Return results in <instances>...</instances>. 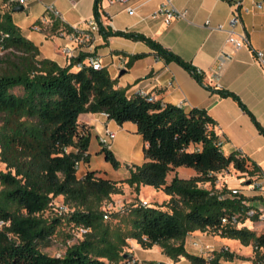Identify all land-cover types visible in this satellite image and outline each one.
Returning <instances> with one entry per match:
<instances>
[{
  "label": "trees",
  "instance_id": "1",
  "mask_svg": "<svg viewBox=\"0 0 264 264\" xmlns=\"http://www.w3.org/2000/svg\"><path fill=\"white\" fill-rule=\"evenodd\" d=\"M98 1L94 3L96 16ZM7 6L0 9V161L5 164L0 169V264H117L129 259L121 251L129 237L142 248L157 245L173 260L184 257L190 264H235L237 254L225 246L212 249L208 256L188 251L185 238L194 230H211L244 244L264 246V231L256 233L221 221L238 208L240 200L227 195L226 185L213 187L217 173L231 167L256 176L259 167L240 151H222L214 119L205 109L186 110L138 93L128 96L125 89L114 87L104 67L83 64L74 69L73 60L62 66L39 57L38 46L12 20L14 5ZM59 30L70 31V27L52 19L44 33L53 35ZM99 32L141 40L158 57L177 62L203 83L194 65L144 34L103 27ZM144 55L134 53L129 62ZM206 86L222 96H233L244 107L234 93ZM82 112H105L106 118L118 124H135L143 160L130 166L126 177L112 179L92 169L77 175V162L89 161L91 137L89 127L78 121ZM100 151L113 168L119 166L110 149ZM179 166L191 167L195 174L179 176ZM204 182L212 188L201 186ZM122 183L135 192L149 185L169 197L159 205L133 203L128 208L130 227L112 236L101 207L122 191ZM58 195L70 207L68 220L89 229L62 254L51 255L41 245L61 219L42 215Z\"/></svg>",
  "mask_w": 264,
  "mask_h": 264
},
{
  "label": "crops",
  "instance_id": "2",
  "mask_svg": "<svg viewBox=\"0 0 264 264\" xmlns=\"http://www.w3.org/2000/svg\"><path fill=\"white\" fill-rule=\"evenodd\" d=\"M162 2L163 0H127L124 3L109 4L107 0H99L96 3L98 16L94 13L95 0H31L24 6V10L10 11L13 22L38 46L39 57L53 59L63 66L72 60H80L79 56L84 55L83 60L95 55L114 79V87L125 89L128 96L143 89L162 104L170 102L186 110L191 107L205 109L214 119L222 151H240L259 167L258 175L264 178V133L259 131L252 119L254 117L264 128V69L253 57L254 49L264 50V0H172L177 9L186 10V15L174 18L169 23L164 21L163 14H154ZM256 2H260V6ZM48 3H52L61 13V17L55 19L67 27L86 29L88 20L94 17L100 27L107 31H131L152 38L194 65L202 73L203 83L198 82L177 62L158 57L155 50L141 40L121 35L105 36L96 31L89 40L77 43L57 34L46 35L31 29L30 25L46 13L45 5ZM126 6L132 10H126ZM0 9H8L5 0H0ZM236 10L240 16L236 30L247 34L250 47L235 49L226 42L228 23ZM206 19H209L212 26L222 24L224 28L211 29L205 25ZM65 45L71 48L70 57L62 51ZM140 52H145V55L129 62L132 54ZM72 68L78 67L73 65ZM206 85L234 93L244 107L233 96H222ZM78 121L89 127L91 137L89 161L81 163L77 175L81 176L86 170L92 169L97 171V175L112 179L126 177L128 170L120 177L110 175L114 168L104 159L97 136L102 133L105 125L110 128L124 127L131 124L130 121L118 124L113 119L106 118L102 112H82ZM131 126L136 131V126ZM180 167L176 168L177 175ZM171 176L172 174L169 179ZM243 180L244 177H239L230 184L227 179L223 182L230 187L242 188V192L251 197L254 192L245 186ZM216 183L222 182L216 180ZM164 198L163 195L162 200ZM201 236L194 233L187 238L195 237L199 241ZM218 242L224 246L230 241L222 237ZM133 246L134 260L137 264H146L142 261L147 259L138 252L143 248L140 245L137 248L136 241ZM152 247L158 248L157 245ZM185 248L190 251L186 244Z\"/></svg>",
  "mask_w": 264,
  "mask_h": 264
},
{
  "label": "rangeland",
  "instance_id": "3",
  "mask_svg": "<svg viewBox=\"0 0 264 264\" xmlns=\"http://www.w3.org/2000/svg\"><path fill=\"white\" fill-rule=\"evenodd\" d=\"M1 53L2 51H0V54ZM130 123L131 124H127L124 127H111V129L115 130V136L110 149L120 162L119 166L116 169L114 168V171L110 173L111 176L120 177L127 172L130 166L133 164H139L143 160L141 136L136 131H133L131 125L135 124L133 122ZM93 160H95V157ZM0 169H5V164L1 161ZM193 174H195V170L191 167L181 166L179 168V176L189 177ZM170 175L171 173L168 175L167 179H169ZM254 176L255 175L242 173L230 167V170H223L220 173H217V182H222L221 184L215 182V186H213L209 182H204L200 183V185L206 188H212L213 186L220 189L223 185L227 186L230 184L235 178L244 177L245 180L243 181H246ZM224 179H227L228 184L223 182ZM121 189L122 191L120 193L113 194L110 201L104 203L101 207L104 213H107V217L103 216V220L112 236L119 231L125 233L130 227V214L128 208L133 203H139L144 200L148 204L159 205L168 199L163 191L151 188V186L140 187L139 191L135 192L132 187L128 186L126 183H122ZM163 195L165 198L162 200ZM60 203H63L61 196L58 195L53 197L50 207L46 209L42 215L47 218L60 216L61 219L48 241L41 245V250L51 255L62 254L69 244L76 242L83 237V235H79L77 225L68 220V213L55 212V206ZM246 224L250 227L254 225L249 222H246ZM252 230L256 233L262 231L260 227H256L255 225L252 227ZM194 233L202 235L199 241H197L195 237H192L191 239L187 238V236ZM187 236L185 238V244L187 245V248L194 253L208 256L211 254L212 249H218L221 247L218 240L222 238V236L211 230H194L188 233ZM225 238H228L230 242L224 246L228 247L229 250L234 251L238 256L234 259L235 264H261L262 261L260 255L264 253V248L256 249L251 243L244 244L236 238ZM126 240L128 244L123 245L121 251L124 253V256H127L129 259H120L117 264H133L135 261V246H133L135 239L129 237L126 238ZM136 247L138 248L139 244ZM138 252L143 258L147 259V261H142L146 262V264H160L161 262L163 264H190L187 259L182 257H179L177 260L171 259L161 252L160 247L157 249L153 247L143 248L139 249Z\"/></svg>",
  "mask_w": 264,
  "mask_h": 264
},
{
  "label": "built area",
  "instance_id": "4",
  "mask_svg": "<svg viewBox=\"0 0 264 264\" xmlns=\"http://www.w3.org/2000/svg\"><path fill=\"white\" fill-rule=\"evenodd\" d=\"M31 0H5L7 5H16V4H23L24 6ZM127 0H107L109 4L115 2H126ZM237 5L239 2L236 3ZM257 6H260V2H256ZM126 10L131 11V7L126 6ZM45 14L40 17V19L30 25V28L36 31L44 32L50 25L51 20L55 18H60L61 13L59 10L55 8L52 3H48L45 5ZM163 14L164 21L169 23L174 18H183L186 15V10L177 9L174 5L172 0H163L159 9L154 14ZM205 25L210 27L211 29H223L224 26L222 24H217L212 26L210 24L209 19L205 20ZM240 23V16L239 12L236 10L233 12L232 17L229 20L228 27H227V37L226 42L232 45L233 48L238 49L240 47H250V40L247 34L244 31H237L236 26ZM100 25L97 20L92 17L88 20V25L86 29H78L77 26H70V31L59 30L57 35L62 37H66L69 40H74L77 43L85 40H89L92 36L93 32L99 31ZM66 56H71V48L65 45L62 49ZM254 59L261 65L262 69H264V50L262 49H254L253 51ZM83 64H89L93 68H100L102 67L100 59L95 55L87 56L83 60H78L75 62L74 65L77 67H81ZM137 93L141 96H146L149 100L155 99L153 95L148 93L147 91L140 89ZM102 114L106 117V113L102 112ZM115 136V131L108 127L107 125L104 126L103 131L101 134L97 136L98 143L100 148H111V144L113 138ZM219 143L221 144V140L219 138ZM81 161L77 162V171L80 168ZM245 186L254 194L251 197H248L242 192V188L240 187H228L227 195L235 196L240 200V205L238 208L227 214L221 218L223 223H228L232 226L241 227L245 226L249 229L255 225L256 227H260L262 231H264V178L260 175H256L251 179H248L244 182ZM141 204H148L146 201H142ZM70 208L65 203H60L55 206V212L58 213H69ZM104 217H107V213L104 214ZM246 222L250 224H254L252 227L248 226ZM88 227L84 225H77V230L79 235H84L88 231ZM256 249L264 248V246H254ZM264 254V253H262ZM261 254V255H262ZM261 264H264V256H261Z\"/></svg>",
  "mask_w": 264,
  "mask_h": 264
},
{
  "label": "water",
  "instance_id": "5",
  "mask_svg": "<svg viewBox=\"0 0 264 264\" xmlns=\"http://www.w3.org/2000/svg\"><path fill=\"white\" fill-rule=\"evenodd\" d=\"M12 11H22L24 10L23 4H16L11 8ZM160 264H163L162 262Z\"/></svg>",
  "mask_w": 264,
  "mask_h": 264
}]
</instances>
